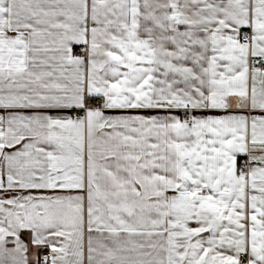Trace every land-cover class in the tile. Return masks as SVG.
<instances>
[{"label": "snow or ice", "instance_id": "1", "mask_svg": "<svg viewBox=\"0 0 264 264\" xmlns=\"http://www.w3.org/2000/svg\"><path fill=\"white\" fill-rule=\"evenodd\" d=\"M0 264H264V0H0Z\"/></svg>", "mask_w": 264, "mask_h": 264}]
</instances>
